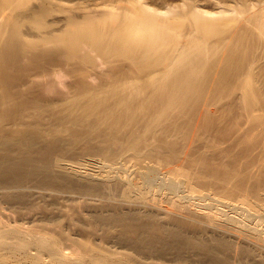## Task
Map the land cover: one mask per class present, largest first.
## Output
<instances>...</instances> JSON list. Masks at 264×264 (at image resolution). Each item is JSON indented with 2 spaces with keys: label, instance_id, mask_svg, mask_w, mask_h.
<instances>
[{
  "label": "bare ground",
  "instance_id": "bare-ground-1",
  "mask_svg": "<svg viewBox=\"0 0 264 264\" xmlns=\"http://www.w3.org/2000/svg\"><path fill=\"white\" fill-rule=\"evenodd\" d=\"M182 216L264 255V0H0V252Z\"/></svg>",
  "mask_w": 264,
  "mask_h": 264
},
{
  "label": "rangeland",
  "instance_id": "rangeland-1",
  "mask_svg": "<svg viewBox=\"0 0 264 264\" xmlns=\"http://www.w3.org/2000/svg\"><path fill=\"white\" fill-rule=\"evenodd\" d=\"M240 154L242 153V152H239ZM217 207H219V208H222L221 206H217ZM226 209V208H225ZM227 211H231L230 209L228 210V209H226ZM228 212V213H229ZM188 220H189V217H186ZM185 218V219H186ZM193 217H191V220H187V223H184V227L182 228V226L183 225H181L182 224V222H186L185 221V219H184V216H182V220L178 217L177 218V221L176 220H174V219H176V218H172L173 220H169V219H165L166 220V222H168V223H172V226H171V224H166V222H165V220L163 221L162 220V222H160L159 220L157 221V223L158 224H155V226H153V225H151L150 226V228L151 229H149V230H151V235L153 234V233H155V235L153 234L152 236L150 235V231H147L148 230V228L149 227H146V228H142L141 229V231L140 230H129V229H123V228H120L119 229V227H117V229H114L113 227H101L102 229H100L98 226V228L96 227V226H88V228H86L87 226H84V227H77L78 228V230L76 229V227H75V229H69L68 230V232L65 234V237L62 235L59 239H58V242H59V244H58V247L59 248H61V253H62V255H63V259H65V260H61L60 262L62 263V264H65V263H67V262H65V261H67V259H69V257L70 258H72V259H69L68 261H69V263L70 264H72L73 262V259L74 258H76V259H78V257H80L79 258V262L77 261L76 262V259H74L75 261H74V264H256V262L258 263L259 261H260V259H261V261H260V263L259 264H264V255H262V253H255V250H251V248H247V246L246 245H243L242 243L241 244H239L238 246H237V248L236 249H234V250H230L229 252L231 253V256H230V254H228L229 252L227 251V250H225V249H221L220 247H219V243H221L222 242V240H220L219 238L220 237H217V236H219V234L217 233V235H213V234H215V233H212V232H208V231H210V230H206V229H204L205 228V226H203L204 224H203V221H200V219L199 220H197L198 218H193ZM178 220H179V222H180V224L178 225ZM181 220V221H180ZM194 220V221H193ZM12 221V220H11ZM170 221V222H169ZM171 221H173V222H171ZM175 221V222H174ZM192 223H194V224H192ZM197 221L199 222H201V224L200 223H198L197 224ZM177 222V223H176ZM161 223H163V225H164V223H165V228L167 229V227H169L167 230L166 229H163V230H165V231H162V230H157V229H159L161 226H163V225H160ZM174 224V225H173ZM176 224V225H175ZM189 224V225H188ZM190 224H191V226H190ZM195 224H197V226L199 227L200 226V228H198L199 230H198V233H201L202 235L204 234V236H202V235H200V234H198L197 232H196V230H197V226H193V225H195ZM159 225V226H158ZM169 225V226H168ZM181 225V227H179V228H181V229H179L177 226H180ZM201 225H202V227H201ZM156 226H158L157 227V233H158V235H157V233H156V230H154V227H156ZM178 228H176V227ZM185 226H186V228H185ZM189 226V227H188ZM90 227V228H89ZM170 227L172 228H174V232L172 231L173 230V228L172 229H170ZM94 228V229H93ZM109 228H111V229H109ZM203 228V229H202ZM146 230V232L144 231V230ZM186 229H187V231H186ZM194 229V230H193ZM120 230V231H119ZM143 230V231H142ZM168 230H169V233H168ZM171 230V231H170ZM182 231L183 230V232H180V231ZM192 230V231H191ZM203 231V232H201V231ZM75 231V232H74ZM77 231V232H76ZM117 231V232H116ZM126 231H128V232H126ZM155 231V232H154ZM161 231H162V234H161ZM178 231V232H177ZM184 231H185V233H188L189 235H190V237L193 235V237L195 236V237H197L196 235H194V234H197L199 237H198V239H193V237H191L192 239V241L194 242V243H196L195 244V248H194V243H192V244H183V245H185V246H183V248H182V246L180 247L181 248V250L184 252V253H182V255L181 254H179V253H181L182 251L181 250H178L175 246H172L171 245V242L169 243L168 241H170L169 239H170V237H171V241H172V239L174 238L173 236H174V234H175V236L176 235H183V237H182V235H181V237L182 238H184L183 239V241H185V239H189L190 237H187V235L184 233ZM194 231V232H193ZM204 231L206 232V234L204 233ZM125 232V233H124ZM132 232H134V233H132ZM137 232V233H136ZM144 232V233H143ZM149 234H148V233ZM159 232H160V234H159ZM170 232H171V234H170ZM173 232V233H172ZM190 232H192L191 234H190ZM208 232V233H207ZM123 233V234H122ZM147 233V234H146ZM119 234H121V235H119ZM129 234V235H128ZM144 235V236H149L150 237V239H152V241H154V243L155 244H153V243H150V244H153L152 246H150L147 242H145L144 240L143 241H139L138 240V238H139V235ZM146 234V235H145ZM165 234V235H164ZM186 236H185V235ZM66 235H69L70 236V238H69V236H66ZM124 235V236H123ZM157 235V236H156ZM161 235V239H160V236ZM170 235V236H169ZM208 235H209V237H208ZM210 235H211V237L213 236V239L210 237ZM154 236V237H153ZM168 236V237H167ZM202 236V237H201ZM206 236L209 238V240H208V238H206ZM159 237V238H158ZM186 237V238H185ZM203 237L205 238V239H203ZM216 237V238H215ZM66 238H68V239H66ZM158 238V239H157ZM201 238L203 239V240H201ZM212 240H211V239ZM215 238V239H214ZM70 239V240H69ZM166 239H168L167 240V243H166ZM175 239V238H174ZM200 239V240H199ZM219 239V240H218ZM139 242H138V241ZM162 240V241H161ZM165 240V241H164ZM196 240L198 241V242H196ZM205 240V241H204ZM208 240V241H207ZM216 240H218V241H216ZM61 241V242H60ZM151 241V240H150ZM157 241V242H156ZM159 241V242H158ZM202 241L203 242H209V243H207L208 245L210 244V245H212L211 246V251L213 252V251H217V252H213L215 255H217L216 257L215 256H213L214 254L213 253H211V252H208V251H210V250H207L206 248H203L202 249V247L200 248V246H199V243H202ZM136 244V245H134V243ZM143 242H145V243H143ZM162 242V243H161ZM212 242H214V243H212ZM215 242H216V244H215ZM218 242V243H217ZM158 243V244H157ZM140 245H141V247H140ZM165 245H167V246H165ZM187 245H189L188 247H187ZM192 245V246H191ZM210 245H209V247H210ZM213 245H214V248H213ZM240 245H242V246H240ZM61 246V247H60ZM96 246H97V248H96ZM154 246V247H153ZM159 246H161V247H159ZM191 246V248H193L194 250L197 248L198 249V247H199V249L198 250H200V253H199V251L197 250H193L192 251V249H190L189 247ZM201 246H203V245H201ZM240 246V247H239ZM246 246V247H245ZM68 247V248H67ZM139 247H140V249H139ZM158 249H157V248ZM185 247H187V248H185ZM216 247H218L219 248V250H218V248H216ZM243 247H245V252L243 251ZM185 248V249H184ZM190 250H189V249ZM239 248V249H238ZM247 248V249H246ZM65 249V250H64ZM143 249V250H142ZM185 251H184V250ZM188 249V250H187ZM205 249H206V251H205ZM214 249H216V250H214ZM238 249V250H237ZM242 249V251H240ZM249 249V250H248ZM107 250V251H106ZM135 250H136V252H135ZM153 250V251H152ZM187 250V251H186ZM251 250V251H250ZM63 251V252H62ZM67 251V252H66ZM96 251V252H95ZM163 251V252H162ZM188 251H190V252H188ZM202 251V252H201ZM220 251V252H219ZM8 252V251H7ZM7 252H3L2 251V253L0 252V254H3V255H1V257H0V264H36V263H33V260H32V257L30 258V257H28V256H26L25 255V253L23 252H21V251H19L18 252V250H17V252H16V250H14V251H11L12 252V254H11V252H10V255L7 253ZM66 252V253H65ZM108 252V253H107ZM178 252V253H177ZM188 252V253H187ZM226 252H227V254H226ZM241 252V253H240ZM15 253V254H14ZM226 255H225V254ZM242 253H244L243 255H241ZM249 253V254H248ZM252 253V254H251ZM88 254V255H87ZM99 254V255H98ZM211 254V255H210ZM247 254V255H246ZM65 255H67V256H69L68 258H67V256H65ZM72 255V256H71ZM93 255V256H92ZM178 255V256H177ZM179 255H181V257L179 256ZM222 257H228L227 259H225V258H221V256ZM236 255H237V257H236ZM239 255H241L242 257H240ZM98 256V257H97ZM240 258H239V257ZM255 256V257H254ZM24 257V258H23ZM102 257V258H101ZM107 257V258H106ZM217 257H220V258H217ZM229 257H231V258H229ZM233 257V258H232ZM82 258V259H81ZM215 258H217L218 260H223L224 261V263L221 261V263L217 260V259H215ZM239 258V259H238ZM253 258V259H252ZM62 259V258H61ZM30 260V261H29ZM32 260V261H31ZM71 260V261H70ZM229 260V261H228ZM234 260V261H233ZM246 260V261H245ZM254 260L256 261L255 263H254ZM259 260V261H258ZM116 261V262H115ZM228 261V262H227ZM231 261V262H230ZM249 263H248V262ZM76 262V263H75ZM234 262V263H233ZM262 262V263H261ZM60 263V264H61ZM68 263V264H69Z\"/></svg>",
  "mask_w": 264,
  "mask_h": 264
}]
</instances>
